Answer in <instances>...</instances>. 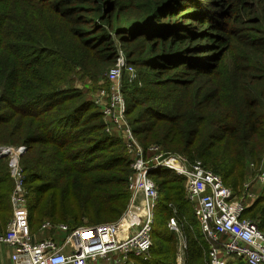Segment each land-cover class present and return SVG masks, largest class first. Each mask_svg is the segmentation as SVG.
<instances>
[{
	"label": "trees",
	"instance_id": "1",
	"mask_svg": "<svg viewBox=\"0 0 264 264\" xmlns=\"http://www.w3.org/2000/svg\"><path fill=\"white\" fill-rule=\"evenodd\" d=\"M120 51L137 71L131 81L124 73L123 92L146 154L158 144L200 160L264 231V183L250 166L264 157V0H0V145H25L31 230L45 220L114 222L127 209L132 159L77 84L104 74L107 88ZM151 176L160 193L153 244L135 264H177L167 224L174 210L186 236L183 264H208L211 241L185 179L166 168ZM12 190L0 156V231L12 217Z\"/></svg>",
	"mask_w": 264,
	"mask_h": 264
},
{
	"label": "built area",
	"instance_id": "2",
	"mask_svg": "<svg viewBox=\"0 0 264 264\" xmlns=\"http://www.w3.org/2000/svg\"><path fill=\"white\" fill-rule=\"evenodd\" d=\"M129 80L137 71L120 51L117 62L106 72L107 88L98 91L94 102L99 105L108 132H116L130 155L132 171L128 176L130 200L123 215L114 222L70 227L66 223L45 220L39 230L49 236L38 239L29 224L28 190L21 157L25 145H0V156L8 161L13 179L12 217L0 231V246L10 250L11 264H135L136 257L148 258L153 244L156 206L160 193L151 172L157 168L173 170L185 179L186 196L193 204L202 230L211 241L208 264H264V231L250 217L243 216L247 205L236 198L222 177L200 160L191 161L185 154L164 151L158 144L147 150L139 141L126 115L123 92L124 73ZM254 177L264 183V169L256 168ZM251 180L245 183L247 187ZM247 197L255 198L252 192ZM173 207L172 204H169ZM168 226L179 241L178 264L185 261L186 236L176 210L168 218ZM64 233L65 237H61Z\"/></svg>",
	"mask_w": 264,
	"mask_h": 264
},
{
	"label": "rangeland",
	"instance_id": "3",
	"mask_svg": "<svg viewBox=\"0 0 264 264\" xmlns=\"http://www.w3.org/2000/svg\"><path fill=\"white\" fill-rule=\"evenodd\" d=\"M77 84L81 87H85V89L89 90V95L91 96L92 99H94L96 96H97V93L100 89L104 88V86L107 84V80L106 78L104 77V74L102 76H100L99 78H97L95 81L89 79V78H86L82 81H78ZM264 156V155H263ZM252 162H250L251 164ZM254 163V162H253ZM259 166V168H262L264 169V157L262 159V161L257 165ZM254 177V176H253ZM251 177L250 179L248 180H252ZM256 188H260L261 185H259L258 183H254L253 185ZM249 192H252L256 195V192L255 190H252V191H249ZM245 196L246 198H249L247 197L246 193H245ZM250 199V198H249ZM157 210L160 212V213H164V205H163V202L160 203L159 207L157 208ZM44 222V221H43ZM42 222V223H43ZM112 222V221H111ZM100 223H104V222H99V223H94V224H82V225H95V224H100ZM107 223V222H106ZM81 226V225H80ZM77 227V226H76ZM36 232V236L38 239H42L44 237H47L49 236V232L47 230L45 231H42V230H37V231H34ZM61 237H65V234L64 233H60ZM4 252V251H3ZM178 252H179V241L177 242V250H176V262L178 264V261H177V255H178ZM2 252H0V263H1V257H2Z\"/></svg>",
	"mask_w": 264,
	"mask_h": 264
},
{
	"label": "crops",
	"instance_id": "4",
	"mask_svg": "<svg viewBox=\"0 0 264 264\" xmlns=\"http://www.w3.org/2000/svg\"><path fill=\"white\" fill-rule=\"evenodd\" d=\"M230 263L231 264H245V262L242 261V260H231ZM0 264H11L10 250L9 249L5 250V252L2 254L1 263Z\"/></svg>",
	"mask_w": 264,
	"mask_h": 264
},
{
	"label": "bare ground",
	"instance_id": "5",
	"mask_svg": "<svg viewBox=\"0 0 264 264\" xmlns=\"http://www.w3.org/2000/svg\"><path fill=\"white\" fill-rule=\"evenodd\" d=\"M117 221V220H116Z\"/></svg>",
	"mask_w": 264,
	"mask_h": 264
}]
</instances>
